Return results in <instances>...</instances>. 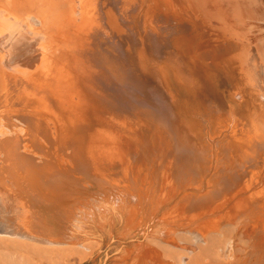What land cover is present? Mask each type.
Here are the masks:
<instances>
[{
  "label": "bare ground",
  "instance_id": "1",
  "mask_svg": "<svg viewBox=\"0 0 264 264\" xmlns=\"http://www.w3.org/2000/svg\"><path fill=\"white\" fill-rule=\"evenodd\" d=\"M95 216L264 264V0H0V264H61Z\"/></svg>",
  "mask_w": 264,
  "mask_h": 264
},
{
  "label": "rangeland",
  "instance_id": "2",
  "mask_svg": "<svg viewBox=\"0 0 264 264\" xmlns=\"http://www.w3.org/2000/svg\"><path fill=\"white\" fill-rule=\"evenodd\" d=\"M75 172H76L75 176L78 178L82 175L83 171H81L80 168L79 169L77 168ZM77 181L78 180L75 181L76 182L75 192L76 194L81 195L79 197H82V195L84 197H87L90 193H93L97 190H101L103 188H107L108 190V188L110 187L106 185L107 182L104 185V183H102L98 179L91 177L92 188L85 190L82 186H79L80 185L79 183L77 184ZM49 183L53 184L51 180H49ZM50 184L49 186H51ZM81 199L82 198H79L77 201L80 202ZM100 202H101L100 206L104 207V209L112 205L110 203H107L105 200L100 201ZM55 207L51 208L43 204H37V208H39L40 213H41L40 219H43L44 223L49 227L54 225L55 226L54 231H57L59 229V228H56L58 223L60 222V224H63V220H62L63 217L60 213L62 211H60L59 208L56 209ZM89 209H90V206H88V210ZM141 217H142V220H141L142 223L149 222L150 220V218L147 216H141ZM94 218L96 219L95 220L96 226L92 225L90 233H87L86 230H83L84 232L80 230L79 234L77 233V235H79V238L81 240L84 238L86 239L85 243L87 246L84 249L77 248V250L69 254V256H67V258L64 261L59 259L58 260L59 263L61 264H125V261H126V264H134L132 263L133 262L132 260L134 261L138 260L137 264H146V263L148 264H171V263L182 264L180 261V256L183 255L182 252L180 250L172 251L171 247L167 244V242L171 240L172 243L175 242L177 245H182V247H185L188 244H191L183 236V234L173 235V234L166 233L164 231V229L168 227L166 220L165 222V221H159L158 219H156L155 221H153V223H150L151 225L148 227L146 234L143 237L139 236L138 239L136 241L134 240L135 242H133L127 238L128 233L130 231L129 232L126 231L127 229L125 228L123 224L121 223L115 224L112 228L109 229L108 227H110L109 226L110 223L107 219L104 218L103 221L101 219L100 220L98 219L99 220L98 221L96 216ZM83 223L84 224L82 227L84 229V226L86 224L88 225V222L84 221ZM86 234H89V236H87ZM156 235L157 237H159L160 241L157 239ZM149 236H154V238H151ZM132 243L135 244L134 248L132 246ZM108 244L111 246H109ZM182 247L180 246V248ZM143 257H144L145 262H143ZM193 262H196V261L194 260Z\"/></svg>",
  "mask_w": 264,
  "mask_h": 264
}]
</instances>
